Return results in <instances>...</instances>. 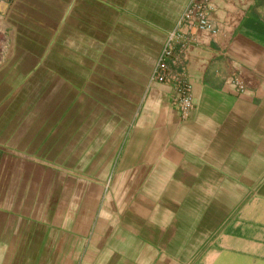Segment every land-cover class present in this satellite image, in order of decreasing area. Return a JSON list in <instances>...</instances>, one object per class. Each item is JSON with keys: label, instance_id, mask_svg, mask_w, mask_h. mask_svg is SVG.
Listing matches in <instances>:
<instances>
[{"label": "crops", "instance_id": "obj_1", "mask_svg": "<svg viewBox=\"0 0 264 264\" xmlns=\"http://www.w3.org/2000/svg\"><path fill=\"white\" fill-rule=\"evenodd\" d=\"M190 2L0 4V264H264V0Z\"/></svg>", "mask_w": 264, "mask_h": 264}, {"label": "built area", "instance_id": "obj_2", "mask_svg": "<svg viewBox=\"0 0 264 264\" xmlns=\"http://www.w3.org/2000/svg\"><path fill=\"white\" fill-rule=\"evenodd\" d=\"M12 0H0V4L9 3ZM214 0H191L185 10L180 24H187L200 30L217 33L210 12L213 8ZM183 35L175 30L166 37L160 57L154 69L152 80L158 83H174L177 86V94L174 104L180 109L183 117H187L194 107L193 85L188 81L184 72L179 70V56L176 44ZM240 88H244L241 82H237Z\"/></svg>", "mask_w": 264, "mask_h": 264}, {"label": "rangeland", "instance_id": "obj_3", "mask_svg": "<svg viewBox=\"0 0 264 264\" xmlns=\"http://www.w3.org/2000/svg\"><path fill=\"white\" fill-rule=\"evenodd\" d=\"M1 210V209H0ZM3 211V210H2ZM3 212H8V211H3Z\"/></svg>", "mask_w": 264, "mask_h": 264}]
</instances>
